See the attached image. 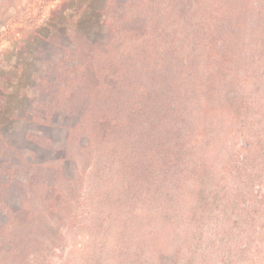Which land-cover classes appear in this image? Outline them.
Instances as JSON below:
<instances>
[{"label":"trees","instance_id":"1","mask_svg":"<svg viewBox=\"0 0 264 264\" xmlns=\"http://www.w3.org/2000/svg\"><path fill=\"white\" fill-rule=\"evenodd\" d=\"M98 13L103 40L64 51L59 105L30 114L64 139L30 138L51 159L0 228V264H255L264 0H104Z\"/></svg>","mask_w":264,"mask_h":264},{"label":"rangeland","instance_id":"2","mask_svg":"<svg viewBox=\"0 0 264 264\" xmlns=\"http://www.w3.org/2000/svg\"><path fill=\"white\" fill-rule=\"evenodd\" d=\"M103 1L0 0V228L14 221L20 189L39 187L29 175L32 165L51 159V152L34 143L32 135L48 132L54 147L63 142L61 129L32 122L30 114L59 105L55 96L60 91H53L51 79L62 72L64 51L76 42L103 40L98 13ZM66 169L71 172L72 167ZM52 256L58 261L60 252ZM249 261L264 264V251L247 256Z\"/></svg>","mask_w":264,"mask_h":264}]
</instances>
